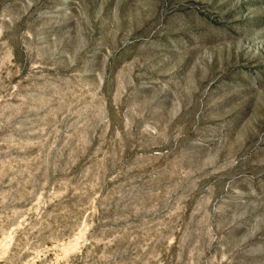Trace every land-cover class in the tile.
<instances>
[{
    "label": "rangeland",
    "instance_id": "1",
    "mask_svg": "<svg viewBox=\"0 0 264 264\" xmlns=\"http://www.w3.org/2000/svg\"><path fill=\"white\" fill-rule=\"evenodd\" d=\"M0 264H264V0H0Z\"/></svg>",
    "mask_w": 264,
    "mask_h": 264
}]
</instances>
